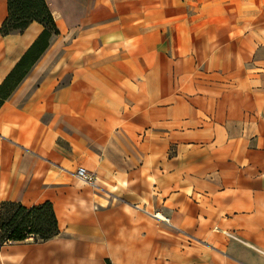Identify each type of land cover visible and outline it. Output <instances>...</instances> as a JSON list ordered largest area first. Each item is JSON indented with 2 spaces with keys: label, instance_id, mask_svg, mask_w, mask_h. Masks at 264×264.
<instances>
[{
  "label": "crops",
  "instance_id": "0c3cea01",
  "mask_svg": "<svg viewBox=\"0 0 264 264\" xmlns=\"http://www.w3.org/2000/svg\"><path fill=\"white\" fill-rule=\"evenodd\" d=\"M46 2L58 34L0 104V204L49 201L58 232L0 264H264V0ZM42 28L0 34V84Z\"/></svg>",
  "mask_w": 264,
  "mask_h": 264
},
{
  "label": "trees",
  "instance_id": "16d2710c",
  "mask_svg": "<svg viewBox=\"0 0 264 264\" xmlns=\"http://www.w3.org/2000/svg\"><path fill=\"white\" fill-rule=\"evenodd\" d=\"M7 15L0 25V34L21 33L31 22L42 25V30L24 51L0 84V104L23 80L33 64L58 34L46 0H6ZM58 232L52 204L44 201L24 206L20 202L4 200L0 204V244L25 240L32 236L45 241Z\"/></svg>",
  "mask_w": 264,
  "mask_h": 264
},
{
  "label": "built area",
  "instance_id": "2783aa9c",
  "mask_svg": "<svg viewBox=\"0 0 264 264\" xmlns=\"http://www.w3.org/2000/svg\"><path fill=\"white\" fill-rule=\"evenodd\" d=\"M74 175L83 182L89 183L91 185H96L93 173L88 170L79 167L77 168ZM155 216L158 218V214H155Z\"/></svg>",
  "mask_w": 264,
  "mask_h": 264
},
{
  "label": "bare ground",
  "instance_id": "6f19581e",
  "mask_svg": "<svg viewBox=\"0 0 264 264\" xmlns=\"http://www.w3.org/2000/svg\"><path fill=\"white\" fill-rule=\"evenodd\" d=\"M155 217V216H154Z\"/></svg>",
  "mask_w": 264,
  "mask_h": 264
}]
</instances>
